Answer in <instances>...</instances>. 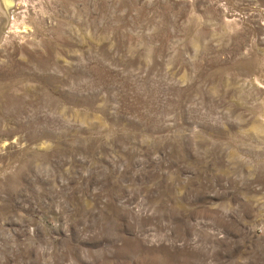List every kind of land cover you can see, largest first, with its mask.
<instances>
[{
	"label": "rangeland",
	"instance_id": "obj_1",
	"mask_svg": "<svg viewBox=\"0 0 264 264\" xmlns=\"http://www.w3.org/2000/svg\"><path fill=\"white\" fill-rule=\"evenodd\" d=\"M0 264H264V0H0Z\"/></svg>",
	"mask_w": 264,
	"mask_h": 264
}]
</instances>
